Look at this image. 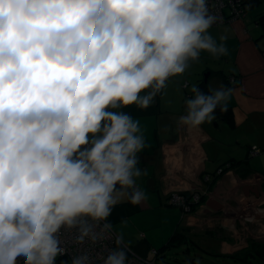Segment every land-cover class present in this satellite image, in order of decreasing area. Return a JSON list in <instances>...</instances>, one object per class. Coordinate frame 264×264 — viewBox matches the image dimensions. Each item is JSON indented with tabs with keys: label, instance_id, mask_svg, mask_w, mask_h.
<instances>
[{
	"label": "clouds",
	"instance_id": "9594fccd",
	"mask_svg": "<svg viewBox=\"0 0 264 264\" xmlns=\"http://www.w3.org/2000/svg\"><path fill=\"white\" fill-rule=\"evenodd\" d=\"M219 19L208 0H0V264H56L65 232L75 245L113 239L95 264H131L108 217L147 201L136 181L149 144L116 110L150 108L201 52L227 56V36L209 31ZM190 92L176 120L188 131L233 96L223 84Z\"/></svg>",
	"mask_w": 264,
	"mask_h": 264
},
{
	"label": "crops",
	"instance_id": "0c3cea01",
	"mask_svg": "<svg viewBox=\"0 0 264 264\" xmlns=\"http://www.w3.org/2000/svg\"><path fill=\"white\" fill-rule=\"evenodd\" d=\"M260 7L254 13L249 11L242 18L209 30L217 40L220 35L227 36V56L215 59L201 52L199 62L189 67L196 69L170 78L163 95H157L150 108L140 110L132 105L116 110L140 120L149 144L138 154V159L142 170H150L144 178L153 179L154 189L144 188L137 180V185L148 194L147 201L135 206L122 201L108 217L123 233L124 240L140 234V240L128 245L139 255L148 257L147 254L156 249L151 246L150 229L135 226L137 214H171L170 225L158 230L157 244L164 245L173 232L184 229L210 238L211 243L216 242L218 254L223 257L230 258L250 249L252 242L264 243V217L261 216L264 212L257 219L260 231L254 224H243L235 218L242 208L247 213L257 211L258 206L264 208V47H258L264 36L256 22L258 15L264 13V6ZM209 62L215 67H209ZM204 73V79L200 80L199 76ZM231 78L234 83L230 82ZM200 83L207 88L223 84L233 89L228 102L233 125L216 117L212 121L216 122L214 127L212 122H206L199 130L177 128L176 120L185 111L184 97L190 98L191 86ZM253 146L261 149L255 156L249 154ZM229 162L234 166L217 176L216 171ZM248 178L257 181L243 184ZM198 185L203 201L193 215L184 218L180 208L168 204V194L177 190L190 194ZM183 219L185 227L180 229ZM122 220L127 224H121ZM131 225L132 232L128 227Z\"/></svg>",
	"mask_w": 264,
	"mask_h": 264
},
{
	"label": "built area",
	"instance_id": "2783aa9c",
	"mask_svg": "<svg viewBox=\"0 0 264 264\" xmlns=\"http://www.w3.org/2000/svg\"><path fill=\"white\" fill-rule=\"evenodd\" d=\"M209 3V10L212 14L218 16L220 19L217 22V25H221L224 23H228L234 21L236 19L242 18L246 14V7L243 5L242 0H208ZM212 26V27H213ZM234 79H230L231 83H234ZM186 86V84H184ZM261 152L260 148L252 147L249 151L251 156H255ZM225 168H229V165L226 164L224 168H219L216 171L217 176H221L226 171ZM206 181H209V177L206 178ZM257 180L255 178L243 180V184H253L256 183ZM202 190L201 186H196L190 194H186L183 191H171L168 194V204L171 206H175L181 209L182 215L184 218H189L191 215L195 213L196 208L201 204V197H202ZM260 210V214L258 211ZM264 208H260L258 206L257 211L253 210V212L247 213L245 209L238 210L237 214H235V218L241 221L243 224H254L260 231V223L257 220L258 217L263 214ZM264 217L263 215H261ZM257 231V233H259ZM264 235V231H262ZM114 238V237H113ZM62 247L66 249V253L62 256H58L56 259V264H61V261H70L72 259L73 253L80 254L82 251H89L90 255L93 257L94 264L95 258L100 256L101 254H107V251L114 247L113 239H103L97 241L95 244L88 243L85 241L83 245H75L72 242L71 234L65 232L62 234ZM128 259L131 264H159L158 259L156 258L157 251L153 250V258H148L147 256H142L137 254L132 248L127 249ZM18 264H23V257H18Z\"/></svg>",
	"mask_w": 264,
	"mask_h": 264
},
{
	"label": "rangeland",
	"instance_id": "374dc122",
	"mask_svg": "<svg viewBox=\"0 0 264 264\" xmlns=\"http://www.w3.org/2000/svg\"><path fill=\"white\" fill-rule=\"evenodd\" d=\"M260 6H264V1H261L260 4L250 10V12L254 13ZM206 65V64H205ZM209 67H215V65H212V63L209 62ZM191 71L196 69V67L189 68ZM193 77V74H191ZM205 76V73L199 76L200 80H203ZM213 125H216V122H212ZM147 171H150L149 169ZM145 171V173L147 172ZM145 175L141 177L139 180L140 184H144V188H147L146 186V179L144 178ZM148 189V188H147ZM174 216V214H172ZM177 221V220H176ZM171 223V214H137L134 217V224L138 228H149L151 231L150 237L153 238L151 246L152 248H155L156 250H162L161 258H158L159 264H195V261L199 259L200 264H247V263H241L236 260H232L229 257H223L218 254V245L216 242L211 243L210 238L204 237L202 235H196L192 233H188L186 229L183 231H179V234H183L185 238H182L181 241L174 243L173 245H170L168 247L164 246L169 239L172 237L173 233L168 237V239L163 244H157L159 243V237H158V230H160L161 227H167V225H170ZM127 227V226H126ZM131 227L130 231L132 232L133 227ZM185 227V219H183L180 222V229ZM124 228V227H123ZM157 229V230H156ZM115 231H119L118 228L114 226ZM136 230L134 229V232ZM185 231V232H184ZM140 234H134L130 237V239L124 240L125 244L131 245L135 241L140 240ZM133 241V242H132ZM216 241V240H213ZM158 245V246H157ZM163 245V246H162ZM162 246V247H161ZM163 249H161V248ZM148 258H153V254L149 252ZM249 264H259L258 260H253V263ZM262 264V263H260Z\"/></svg>",
	"mask_w": 264,
	"mask_h": 264
},
{
	"label": "trees",
	"instance_id": "16d2710c",
	"mask_svg": "<svg viewBox=\"0 0 264 264\" xmlns=\"http://www.w3.org/2000/svg\"><path fill=\"white\" fill-rule=\"evenodd\" d=\"M261 1H264V0H242L243 5L246 7V13L249 12L252 8L256 7ZM256 22L261 29L262 35L264 36V13L258 15ZM198 87L202 93H205V94L208 93V88L204 83H200ZM215 116L217 117V119H223L224 121L227 122V124L233 125L232 110L230 106H228L227 111L225 112H222L219 108H217L215 111ZM227 164L229 165V168L234 166L230 162ZM225 170H228V168H225ZM212 183L213 181L211 182V184ZM202 201H203V197H201V202ZM182 238H185L183 234H179L178 232H175L164 246L167 245L166 247H168L170 245H173L174 243L181 241ZM132 250L134 249L132 248ZM156 251H157L156 258L157 259L161 258L162 250H156ZM230 258L232 260L234 259L241 263L249 264V263H253V260H258L259 264L260 263L264 264V243L252 242L250 249L242 251L241 253H238V254H234L230 256Z\"/></svg>",
	"mask_w": 264,
	"mask_h": 264
},
{
	"label": "water",
	"instance_id": "95a60500",
	"mask_svg": "<svg viewBox=\"0 0 264 264\" xmlns=\"http://www.w3.org/2000/svg\"><path fill=\"white\" fill-rule=\"evenodd\" d=\"M146 186L148 187V188H150L151 190H153L154 189V181H153V179H149V180H147L146 182ZM118 187V186H117Z\"/></svg>",
	"mask_w": 264,
	"mask_h": 264
}]
</instances>
